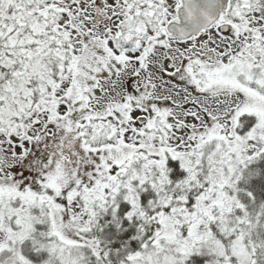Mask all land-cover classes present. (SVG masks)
<instances>
[{
    "label": "snow or ice",
    "instance_id": "6c2138e0",
    "mask_svg": "<svg viewBox=\"0 0 264 264\" xmlns=\"http://www.w3.org/2000/svg\"><path fill=\"white\" fill-rule=\"evenodd\" d=\"M0 264H264V0H0Z\"/></svg>",
    "mask_w": 264,
    "mask_h": 264
}]
</instances>
